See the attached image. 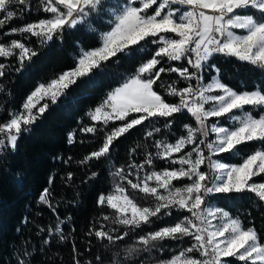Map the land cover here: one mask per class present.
Wrapping results in <instances>:
<instances>
[{"label": "snow or ice", "instance_id": "1", "mask_svg": "<svg viewBox=\"0 0 264 264\" xmlns=\"http://www.w3.org/2000/svg\"><path fill=\"white\" fill-rule=\"evenodd\" d=\"M28 2L29 0H0V13L4 14V18L0 19V26L16 16L13 9L27 5ZM41 2L43 11L51 13V16L11 29V33H19L21 36L28 33L37 37L38 42L43 45L54 36L62 35L66 28L86 23L93 13L99 14L101 10L110 16L107 21L110 29L100 34V47L87 51L82 49L74 69L60 74L47 85H39L27 97L21 111L11 113L10 120L0 124V156L7 150L15 151L21 134L29 131L31 125L48 108L44 104L33 113L32 110L36 107L34 97L43 94L41 98L46 95L55 103L63 90L75 84L77 79L88 76L93 70H102L103 62L118 59V54L129 56L134 51L143 52L147 43L157 45L151 59L143 62L132 76L109 92L105 100L88 113L92 121H101L105 126L113 120L121 121L122 124L105 134L99 150L79 161L87 164L94 158L108 156L114 140L130 133L137 126H143L145 121L164 118V127L170 128L175 120L174 114H183L185 110L195 121V126L183 125L186 135L180 136L175 143H155L158 149L156 157L167 158L173 165L179 164L178 169L154 171L140 183L127 180V176L123 175V168L115 173L127 180L133 189L154 196V206L140 207L127 195L102 194L99 197V204H106L116 210L115 216L111 218L112 223L131 231L140 228L142 224L153 223L151 218L171 215L173 208L178 211L186 210L190 214L169 226L139 237L137 244L127 249L124 260L133 259L140 252H150L158 246L155 243L157 241L181 242L187 238L195 243L170 260L159 261V264H229V261L223 259L225 257L235 258L243 264H264V241L254 227L245 228L238 218H233L223 209L202 207L206 205V197L210 194H237L243 198L246 193H254L258 201L264 202V182L250 183L253 177L264 174V148L241 157L238 164L212 159L221 153L234 158L239 155L238 146L246 142L264 145V87L256 86L251 91H234L221 82L220 69L215 65L211 67L217 76L211 82L203 84V77L199 75L214 54L234 57L264 71V0H159V3L157 0H124L113 7H105L106 0ZM174 5H183L186 9L182 11L179 7H173ZM21 11L24 9L21 8ZM89 29L95 31L90 24ZM237 29L242 30V34H237ZM34 55L36 52L19 40H12L8 44L0 43V57L18 56L21 66ZM165 57L168 61L186 59L195 71L190 72L183 66L165 67L161 62ZM157 65L161 66L157 68ZM5 68L0 63V77L5 75ZM168 72L179 73L184 80L195 79L197 85L177 88L175 81L167 86L161 85L165 87L168 96L179 98L178 102H167L153 89V85L162 78V73ZM0 91H3L2 86ZM209 103L211 107H205ZM256 109H259V113L254 116L253 111ZM131 113L141 115L130 118ZM210 117L217 118V122L209 125ZM221 119L232 121V124L229 127L221 126ZM80 131L96 133L97 128L92 125L83 127ZM153 131L159 132L160 129L154 128ZM209 132L215 134V140L207 141ZM147 135L152 136L153 132L149 131ZM74 138L75 132H70L69 144L74 143ZM187 145L194 147L191 151L183 152L178 159H171L174 153H181ZM204 149L207 150V156ZM131 151L135 152V149ZM144 163H153L152 154H148ZM202 165L207 166V172L201 170ZM130 167L141 169L144 165L132 164ZM96 175L95 172L92 173V177ZM71 178L72 174L69 173L68 179ZM182 178L191 182L183 187L173 186V180ZM152 180L156 182L155 187L148 184ZM161 188L166 195L158 191ZM124 191L123 187L117 185L116 192ZM48 195L49 190L46 188L40 195V202L49 203ZM208 216L218 218L220 222L213 225ZM103 219L109 220L110 217L104 216ZM55 231L60 234L61 240L65 239L62 229L57 226ZM116 231V228L108 231L101 228L95 232L89 231L88 235H95L101 241L109 243L122 241L129 235V231H124L122 235L113 236L111 233ZM191 253H198V256L190 255ZM115 256L118 257L119 253H115ZM96 259L100 260V257ZM19 264L26 262L21 260ZM113 264H123V261L113 259Z\"/></svg>", "mask_w": 264, "mask_h": 264}, {"label": "trees", "instance_id": "2", "mask_svg": "<svg viewBox=\"0 0 264 264\" xmlns=\"http://www.w3.org/2000/svg\"><path fill=\"white\" fill-rule=\"evenodd\" d=\"M123 2L124 0H106L105 7ZM42 6L41 0H29L27 5L15 8L16 16L0 26V43L8 44L12 40H19L36 52L29 62L28 59L24 61L23 66L18 56L0 57V63L6 66L5 75L0 77V86L3 87V91H0V124L9 121L11 113L20 112L27 97L39 85L49 84L60 74L74 69L82 49L87 51L100 47V34L110 29L107 23L110 16L101 10L99 14L93 13L86 23L66 28L62 35L54 36L43 45L38 42L37 37L28 33L23 36L11 33V29L48 18L51 14L41 11ZM173 7L185 8L181 5ZM21 8L24 9L23 12ZM3 18L2 13L0 19ZM89 24L95 31L89 29ZM144 47L143 52L134 51L129 56L118 54V59L103 62L102 70H93L88 76L77 79L75 84L63 90L55 103L49 97L40 99L33 113L44 104L48 105L46 111L31 125L29 131L21 134L15 151L7 150L0 156V264H19L21 260L26 264H113V259H119L123 264H155L171 259L195 243L187 238L181 242L157 241L155 243L158 246L150 252H140L133 259L124 260L127 249L137 244L139 237L169 226L190 214L186 210L178 211L173 208L171 215L151 218L153 223L142 224L140 228L131 231L118 224L114 225L111 218L115 216L116 210L98 203L102 194H112L119 185L138 206H153L154 196L139 189H128L125 181L126 185L118 181L115 172L117 168H123L129 177H138L140 182L154 171L177 167V164H171L167 158L156 157L158 149L155 143H175L180 136L186 135L184 124L195 126L194 119L186 110L183 114H174L175 120L170 128L164 127V118L145 121L143 126H137L130 133L114 140L108 156L94 158L87 164L79 163L85 156L102 147L106 133L121 126V121H109L107 126L101 121H92L88 113L99 106L109 92L132 76L143 62L151 59L158 46L147 43ZM211 65L220 69L219 79L234 91H251L256 86L264 87V71L234 57L219 56H213L205 68L201 69L199 75L203 77V84L217 76ZM160 66L157 65V68ZM169 66H183L190 72L195 71L186 59L171 61L167 67ZM161 77L153 85V89L166 101L177 102L179 98L168 96L165 87L161 85L167 86L175 81L177 88H183L187 85V80L182 79L179 73L171 72L162 73ZM190 82L194 87L197 85L195 79ZM258 113L259 109L253 111L254 116ZM139 115L141 114L131 113L130 118ZM215 120L217 118L211 117L208 122ZM219 122L230 124L226 119ZM92 125L96 126V133L80 131L81 128ZM154 128H159L160 131L155 132ZM149 131L153 132L152 136L147 135ZM70 132H75L72 144L68 142ZM210 136L209 133L207 141ZM192 147L194 145H187L181 153H174L171 159H178L183 152L191 151ZM200 147L203 148V145ZM238 147L239 155L234 158L226 153L214 158L221 159L224 163L238 164L241 157L264 148V145L246 142ZM204 151L207 156V150ZM148 154H152V164L144 163ZM132 164H143L144 167L137 169L130 167ZM201 170L207 172L208 168L202 165ZM93 172L97 174L95 177H92ZM69 173L72 174L70 180ZM252 181L264 182V174L253 177ZM190 182L187 178H182L173 180L172 184L183 187ZM46 188L49 190L47 204L40 202V195ZM207 204L229 212L245 228L254 227L264 241V202L258 201L254 193H246L243 198L237 194H210L206 197ZM104 216L110 219L104 220ZM57 226L62 229L65 239L61 240L60 234L56 233ZM101 228L106 231L116 228L118 231L112 232L113 236L122 235L124 231H129V235L115 243L88 235L89 231L95 232ZM115 253H119V256H115ZM190 255L198 256V253ZM223 259L229 261V264H243L235 258Z\"/></svg>", "mask_w": 264, "mask_h": 264}, {"label": "rangeland", "instance_id": "3", "mask_svg": "<svg viewBox=\"0 0 264 264\" xmlns=\"http://www.w3.org/2000/svg\"><path fill=\"white\" fill-rule=\"evenodd\" d=\"M181 6H183V5H181ZM185 7V6H184ZM180 8V7H179ZM186 8V7H185ZM185 8H181V10L183 11V10H185ZM14 10V9H13ZM0 14H2V13H0ZM51 14V13H50ZM51 16V15H50ZM49 16V17H50ZM48 17V18H49ZM44 19H46V18H44ZM35 22H37V21H34V22H31V23H35ZM236 32H237V34H242V30H239V29H237V30H235ZM158 59H161L160 57H158ZM161 62H162V65L163 66H165V67H167L169 64H170V62L171 61H168L167 60V58L165 57V58H162V60H161ZM215 77V76H214ZM213 79V78H212ZM212 81V80H211ZM210 81V82H211ZM209 83V82H208ZM189 84H191V85H193L189 80H187V85L185 86V87H187ZM47 85V84H46ZM194 87V86H193ZM34 92V91H33ZM212 94H215V93H212ZM41 95H43V94H41ZM41 95H37L36 97H34L33 98V102L37 105V103L39 102V100L40 99H43V98H48V96H46V95H44L43 96V98H41ZM167 102H169V101H167ZM178 102V101H177ZM170 103H173V102H170ZM205 107H211V104L209 103V104H207V105H205ZM34 109V108H33ZM33 111V110H32ZM211 118V117H210ZM209 121V120H208ZM228 121V120H227ZM230 124H228V125H226V124H222L221 122H219L220 123V125L221 126H224V127H229L231 124H232V121H228ZM213 123H216V121H214V122H208V124L209 125H211V124H213ZM210 133V140L209 141H213V140H215L216 139V136H215V134L214 133H211V132H209ZM212 159H216V158H214V156L212 157ZM178 166L177 167H175V168H179L180 167V165L179 164H177ZM170 170H172V169H170ZM116 173V172H115ZM116 176V175H115ZM117 177V179H118V181L120 182V183H124V180L123 179H121L120 177H118V176H116ZM251 182H254V181H250V183ZM128 183V182H127ZM256 183H261V182H256ZM125 184V183H124ZM126 185V184H125ZM142 186V185H141ZM149 186H151V187H155L156 186V182L154 181V180H152V181H150V184H149ZM128 189H132V190H136V189H133L129 184H127V186H126ZM158 191L159 192H161L162 194H167L166 192H165V190L164 189H158ZM113 195H117V196H123V195H127L126 194V192L124 191V193H118V192H116V190L112 193ZM128 196V195H127ZM128 198L129 199H131L129 196H128ZM134 202V201H133ZM135 203V202H134ZM155 203H156V200H155V198H154V203H153V206L155 205ZM136 204V203H135ZM143 207H145V206H143ZM204 207H207V208H212V209H215V208H218V207H216V206H214L213 204H207V205H205ZM129 215H130V213H129ZM208 220L209 221H211V223L213 224V225H215V224H217V223H219L220 221L218 220V218H214V217H212V216H208ZM178 255V254H177ZM170 260V259H169ZM155 264H159V262L158 263H155Z\"/></svg>", "mask_w": 264, "mask_h": 264}, {"label": "built area", "instance_id": "4", "mask_svg": "<svg viewBox=\"0 0 264 264\" xmlns=\"http://www.w3.org/2000/svg\"><path fill=\"white\" fill-rule=\"evenodd\" d=\"M185 7H186V6H185ZM41 11H43V6L41 7ZM43 12H44V11H43ZM213 56L225 57V56H223L222 54H214ZM213 56H212V57H213ZM212 57H210L209 60H210ZM29 61H30V60H28L27 62H29ZM215 121L217 122V120H215ZM118 169H120V168H117V170H118ZM117 170H116V171H117ZM123 175H124V176H127V180H132L133 183H140V182H141V181L138 182V177H136V179H132L131 177H129V176H128V172H125V171H124ZM123 180L126 182V184H128V183H127V180H125V179H123ZM130 186H131V185H130Z\"/></svg>", "mask_w": 264, "mask_h": 264}]
</instances>
